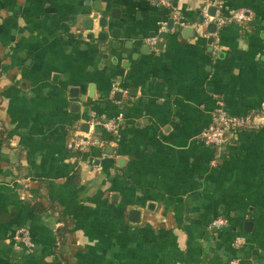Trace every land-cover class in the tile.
I'll return each mask as SVG.
<instances>
[{"label":"crops","instance_id":"1","mask_svg":"<svg viewBox=\"0 0 264 264\" xmlns=\"http://www.w3.org/2000/svg\"><path fill=\"white\" fill-rule=\"evenodd\" d=\"M215 1L253 22L206 40L205 0H173L183 24L161 0H0V264H264V128L201 139L221 106L264 109V0ZM99 5L118 49L87 38Z\"/></svg>","mask_w":264,"mask_h":264},{"label":"built area","instance_id":"2","mask_svg":"<svg viewBox=\"0 0 264 264\" xmlns=\"http://www.w3.org/2000/svg\"><path fill=\"white\" fill-rule=\"evenodd\" d=\"M161 4L164 8L171 10L175 14L177 22L180 21V12L173 8V0H161ZM215 9L214 14L211 10ZM254 13L248 9H238L230 11L227 15H224V9L222 3L215 0H205V4L201 9V21L193 25V29L196 34L206 40H210L212 37L217 35L216 33L208 32V27L214 24L216 28L223 29L229 24H250L254 20ZM181 24H183L180 21ZM166 24H163L165 29ZM155 39L151 40V44H155ZM114 92L125 93L124 90L115 87ZM93 126L97 127L102 125L104 130L107 132H116V123L110 121L107 123H96L92 122ZM92 126V127H93ZM264 128V109L261 111L250 112L244 116H233L228 114L221 106L214 117V120L210 127L202 133L201 139L203 143L209 147H223L228 143L229 136L233 132L238 131H258ZM94 144V139L89 133H79L72 138L69 143L71 149H75L79 152L85 151L88 147ZM225 219H216L212 223L214 229H221L227 226ZM23 236V242L28 246L32 247L28 232L21 231ZM19 233V234H20ZM243 240L237 239L235 245L238 246ZM230 264H240L238 260L232 261Z\"/></svg>","mask_w":264,"mask_h":264},{"label":"water","instance_id":"3","mask_svg":"<svg viewBox=\"0 0 264 264\" xmlns=\"http://www.w3.org/2000/svg\"><path fill=\"white\" fill-rule=\"evenodd\" d=\"M102 12H103V7L101 5L97 6L96 7V15L85 21V27H86V29H88L90 31V34L87 36V38L89 41H92L94 38H96L98 40V42L103 45V47L101 48V50L103 52H105L108 47H110V48L112 47L113 49H118L120 46L119 40L122 39L121 32L119 29L111 28V25H110L107 17L104 15H101ZM114 12L115 11H112L111 17L113 19H116L114 16ZM212 14H214V10L212 11ZM169 23H170L169 29L171 30L173 28L174 21L170 20ZM215 28H216V26L212 24L209 26L208 29L214 31ZM154 36H156L155 33L153 35H151V38H154ZM110 38H112L116 41L112 42V44H111ZM140 40L142 41V37H140ZM160 44H161L160 42L156 43L154 45L155 48H157L158 45H160ZM141 45L142 46L139 47V49H138V52L140 54H148L151 52V49H152L151 45H149V44H146V45L141 44ZM125 47L127 49H133L135 47V45L132 42H128V43H125ZM77 92L78 91L76 89H73L72 94L77 93ZM89 97H92V94H90ZM83 126L85 128L83 130V132L88 133L89 128H90L89 123H86ZM132 215H139V213L137 211H134V213L132 212ZM244 226L247 227L248 224H245Z\"/></svg>","mask_w":264,"mask_h":264},{"label":"trees","instance_id":"4","mask_svg":"<svg viewBox=\"0 0 264 264\" xmlns=\"http://www.w3.org/2000/svg\"><path fill=\"white\" fill-rule=\"evenodd\" d=\"M45 210V209H44ZM71 231L69 230V222H66L65 226L62 229H59L58 231V238H59V245L60 250L66 249L67 247H70L71 244ZM60 264H69L68 258L65 256V254H60Z\"/></svg>","mask_w":264,"mask_h":264}]
</instances>
